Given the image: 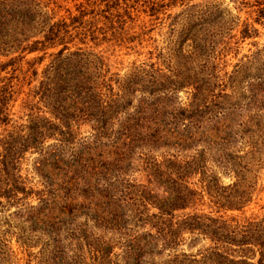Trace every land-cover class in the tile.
I'll return each mask as SVG.
<instances>
[{"label":"rangeland","instance_id":"374dc122","mask_svg":"<svg viewBox=\"0 0 264 264\" xmlns=\"http://www.w3.org/2000/svg\"><path fill=\"white\" fill-rule=\"evenodd\" d=\"M87 1L36 2L42 4L47 14L52 17L51 22H54L67 19L70 14L77 15L76 7ZM152 2L157 4L155 12L147 7ZM168 4V0H137L135 6L129 2V14L122 16L124 24L109 27L103 19H94L90 27L93 35L89 36L86 44H68L70 51L79 48L85 54L83 60H87L92 67L97 92L100 94L99 100L96 97V105L102 107L95 111V115L100 111L106 112L105 121L108 123V134L111 135L96 137V123L92 119H70L66 122L69 124L67 127L58 123L63 135L54 133L45 139V153L60 145V140L63 139L61 148L66 159L82 154L95 158L96 161L112 162L115 156L112 153L111 140L120 122L132 117L138 118L135 121L140 125L165 128V132L169 131L167 137L175 130L185 141H177V137L166 138L169 145L151 150L150 157L158 160L170 156L181 160L199 158L207 174L216 178L219 187L239 181L241 189L250 193V201L240 211H229L226 216L235 217L243 225H246L245 219L255 218L252 219L255 225L253 228H256L254 231L263 232L264 17L257 20L256 12L263 5H258L256 0H187L184 3L178 1ZM89 20L90 16L84 18V21ZM246 27L248 31L244 35ZM61 47L59 45L47 49L45 55L44 52L26 54L24 60L18 63V70L14 73L17 79L13 83L19 94L12 104L10 116L18 124L27 123L29 116L52 120L47 100H43L36 92L40 82L45 79L44 71L53 60V54ZM39 57H43V60L34 63L33 59ZM4 61L6 58L0 55V62ZM0 76L9 74L2 73ZM176 85L177 89L173 94L163 93L162 88ZM196 86L201 88V101L199 99L191 106ZM150 90L152 92L148 93ZM116 100V111L114 108L109 109L111 102ZM197 105L199 110L191 118L182 117L174 121L170 115L181 110L189 112ZM110 115L111 118H107ZM178 144H183V147ZM146 153L147 149L133 152L131 158L121 165L119 173L115 174L117 189L110 190L115 204H118L117 212L122 213V217L126 219L122 234L111 231L105 228L108 225L103 222L99 225L97 222L100 221L94 220L95 215L103 216L104 212L110 211V207L104 204L103 210L97 209L96 214L90 211L86 216L87 211L82 208L85 204L82 199L77 198L72 204L78 211L66 213L68 207H64V210L61 208L65 204L64 200L67 196H74V192L77 193L81 186L77 185L72 191L58 174L50 175L52 183L55 184L51 193L55 196L57 205L49 213L52 219L72 221L74 226L85 230L87 236L94 238L103 235L104 240L114 241L111 259L120 262L122 244L125 243L127 235H141L148 231V226L135 222L129 207L135 197L136 188L148 185V170L143 160ZM40 159L38 151L27 150L17 164V175L25 181L27 189L33 190L32 193L24 200L11 201L8 204L2 199L3 203L0 204V264H47L43 262L46 258L42 262L37 259L30 261L25 247L19 242V238H31L29 241L33 244L29 250L37 253L46 237L40 232L27 231L26 211L23 209L29 205L39 207L38 194L41 191L47 193L44 180L36 171ZM233 162L234 168L231 165ZM199 177V173L191 177L190 188L199 190ZM96 182L100 188L102 181ZM150 188L161 194L153 186L150 185ZM44 196L48 198V195ZM21 197L19 194L18 198ZM196 208V213H209L211 209L208 206V197H204L202 204L198 203ZM149 209L150 213L156 212L153 208ZM190 212L187 209L177 215ZM180 236L182 240L176 246V253L195 255L211 244L203 236H195L196 240L193 242L192 235L184 231ZM258 238L262 241L264 234H260ZM35 240H38L37 244H34ZM249 242L251 244H244L243 248L256 250V247H252L255 241ZM81 253L83 258L80 264H96L86 249ZM169 253L173 254L174 251H164L153 258L154 262L163 264ZM243 254L249 258V262L255 263L258 259L257 252L253 256L251 253H237L235 256L240 259Z\"/></svg>","mask_w":264,"mask_h":264},{"label":"trees","instance_id":"16d2710c","mask_svg":"<svg viewBox=\"0 0 264 264\" xmlns=\"http://www.w3.org/2000/svg\"><path fill=\"white\" fill-rule=\"evenodd\" d=\"M36 1L0 0V55L6 58V61L0 62V75L9 74V76H0V204L3 203L2 199L8 204L11 201L24 200L32 193L33 190L27 189L25 181L16 173L19 159L27 150L39 152L41 159L37 162L36 171L43 178L44 187L47 188L46 194L42 191L38 194L39 207L32 205L23 207L26 211L27 231L40 232L41 235L46 236L37 253L29 250L33 244L29 241L31 238H19L30 261L37 259L42 262V259L46 258L47 260L43 262L47 264H80L83 258L81 252L86 249L96 264L103 262L157 264L153 258L167 250L174 253H169L163 264H264V238L262 241L258 238L260 234H264V230L254 231L256 228H253L255 225L252 219L255 218L245 219L246 225H243L235 217L226 216L229 211H240L250 201V193L246 189H241L239 181L219 187L216 178L207 174L199 158L181 160L170 156L158 160L150 157L151 150L169 145L166 143V138L175 137L182 143L185 141V138L175 130H172L167 137L169 131L165 132V128L140 125L135 121L138 118L132 117L120 122L118 130L112 135L111 148L115 156L112 162L96 161L95 158L82 154L66 159L61 148L63 139L60 140V145L45 153V139L54 133L63 135L58 123L67 127L69 124L66 122L70 119H92L96 123L94 126L96 137L111 135L108 134V123L105 121L106 112L100 111L95 115V111L102 107L96 105L98 103L96 97L99 100L100 94L97 92L98 87L92 67L87 60H83L85 54L79 48L70 51L68 44H86L89 36L93 35L90 27L94 19H103L109 27L124 24L122 16L129 14L128 3L135 6L137 0H88L85 4L76 7L77 15L70 14L67 19L54 22H51L52 17L47 14L42 4ZM168 1V5H172L187 0ZM256 2L258 5H263L256 11L259 20L264 17V0H256ZM156 6L154 2L147 4L151 12L156 11ZM86 16H90L91 20L84 21ZM247 31L246 27L243 31L244 35H247ZM59 45L62 47L53 54V60L44 71L45 79L40 82L36 92L43 100H47L46 104L51 109L52 120L29 116L27 123L18 124L17 120H12L10 117L12 104L19 94L13 83L17 79L14 73L18 70V63L24 60L26 54L44 52L45 55L47 49ZM14 54L17 55L13 56ZM42 60L43 57H39L33 59V62L38 63ZM167 87L162 88L163 93L173 94L177 89V85L172 88ZM194 90L191 106L195 105L202 96L200 87L196 86ZM151 92L152 90L148 93ZM111 103L109 109H117L118 100ZM198 108L197 105L189 112L181 110L177 114L170 115L174 121L182 117L191 118L199 110ZM107 118H111V115ZM178 145L183 147V144ZM139 149L148 151L143 155V160L149 180L148 185L137 188L133 186L134 189L136 188V193L129 207L131 216L136 219L135 222L148 226V231L141 235L125 234L127 239L122 244L120 262H114L111 259L114 241L104 240L103 235L94 238L91 235L87 236L85 230L74 226L72 221L52 219L49 213L57 205L56 198L51 193V188L55 184L52 183L50 175L58 174L62 182L69 185L72 191L77 185L81 186L77 193L74 192V196H67L68 198L64 200L65 204L61 208L64 210L67 206L66 213L78 211L72 204L77 198L84 202L82 208L87 211L86 216L90 211L96 214L97 209L103 210L102 204H104L110 207V211L104 212L103 216L95 215L94 220L100 221L97 222L98 224L103 222L109 226L105 227L102 224V227L122 234L126 219L122 217V213L117 212L118 204H115L110 190L117 189L115 174L119 173L121 165ZM231 165L232 168L235 167L234 162ZM196 173L200 174L197 183L199 190L190 188L192 184L190 179ZM99 180L102 181L101 190L96 182ZM150 185L161 194L150 188ZM19 194L22 195L21 198H18ZM44 195H48V198ZM204 197H208L211 211L207 214L196 213V206L198 203L202 204ZM149 208L155 209L156 212L150 213ZM187 209L191 212L177 215L178 212L182 213ZM261 222H264V217ZM183 231L192 235L193 242L196 240L195 236L206 237L211 243L210 246L195 255L176 253V246L182 240L180 233ZM251 240L255 241L252 247H256V250L250 247L243 248L244 244H251L249 242ZM37 243L38 240H35L34 244ZM235 246L237 248H233ZM255 251L258 253L255 263L249 262L245 254L241 255L240 259L235 256L237 253H251L250 255L253 256Z\"/></svg>","mask_w":264,"mask_h":264}]
</instances>
